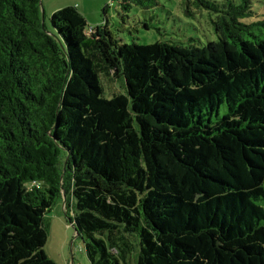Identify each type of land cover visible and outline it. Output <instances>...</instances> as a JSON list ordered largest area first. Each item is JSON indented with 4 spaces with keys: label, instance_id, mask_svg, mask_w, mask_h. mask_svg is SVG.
<instances>
[{
    "label": "trees",
    "instance_id": "obj_1",
    "mask_svg": "<svg viewBox=\"0 0 264 264\" xmlns=\"http://www.w3.org/2000/svg\"><path fill=\"white\" fill-rule=\"evenodd\" d=\"M117 2L122 23L158 6ZM40 3L0 0V264H57L46 216L62 197L91 264L135 252L264 264V20L241 21L251 0H198L217 14L204 47L121 44L74 6L50 32ZM114 75L125 92L105 98Z\"/></svg>",
    "mask_w": 264,
    "mask_h": 264
},
{
    "label": "rangeland",
    "instance_id": "obj_2",
    "mask_svg": "<svg viewBox=\"0 0 264 264\" xmlns=\"http://www.w3.org/2000/svg\"><path fill=\"white\" fill-rule=\"evenodd\" d=\"M46 1V2H45ZM50 0H42L41 18L45 27L52 31V11L47 6ZM57 1V0H54ZM79 2L88 7V25L95 28L105 26L121 44L131 45L134 42L150 45L158 41L174 43L180 46L204 47L209 42L218 41L214 22L217 14L202 7L198 0H156L158 6L150 11L134 9L125 23L119 15L117 0H63ZM222 4L228 0H209ZM239 5L242 0H229ZM108 6L107 15L104 9ZM99 20L98 23H95ZM264 20V0H251V15L242 19L243 23H257ZM100 23V24H99ZM149 25V29L144 25ZM89 33V29H88ZM105 98L125 92L123 80L115 75L101 78ZM73 213L67 215L65 198L58 200L46 216L48 241L45 252L57 264H91L85 242L78 236L72 224ZM136 245V244H135ZM138 251V245H136ZM138 252L131 254L127 264H137Z\"/></svg>",
    "mask_w": 264,
    "mask_h": 264
},
{
    "label": "crops",
    "instance_id": "obj_3",
    "mask_svg": "<svg viewBox=\"0 0 264 264\" xmlns=\"http://www.w3.org/2000/svg\"><path fill=\"white\" fill-rule=\"evenodd\" d=\"M47 6L50 9V11H52L53 14L55 12L59 11V10L64 9V8L74 6V7H77L80 10V12L85 16L86 20L89 18V16H88V13H89L88 7L83 5V4H81V3H79V2H66V1H63V0H57V1L50 0L47 3ZM107 12H108V9H107ZM98 21L99 20H96L95 23H98ZM87 22H88V20H87Z\"/></svg>",
    "mask_w": 264,
    "mask_h": 264
},
{
    "label": "water",
    "instance_id": "obj_4",
    "mask_svg": "<svg viewBox=\"0 0 264 264\" xmlns=\"http://www.w3.org/2000/svg\"><path fill=\"white\" fill-rule=\"evenodd\" d=\"M40 4H41V7H42V0H41V3H40ZM42 24H43V26H45V24H44V21H43V20H42Z\"/></svg>",
    "mask_w": 264,
    "mask_h": 264
},
{
    "label": "built area",
    "instance_id": "obj_5",
    "mask_svg": "<svg viewBox=\"0 0 264 264\" xmlns=\"http://www.w3.org/2000/svg\"><path fill=\"white\" fill-rule=\"evenodd\" d=\"M92 32V29L89 30V34Z\"/></svg>",
    "mask_w": 264,
    "mask_h": 264
}]
</instances>
